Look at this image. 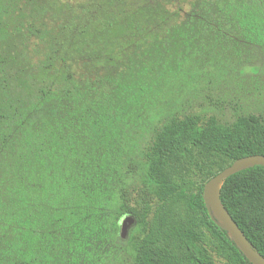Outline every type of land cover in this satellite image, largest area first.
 <instances>
[{"label": "trees", "instance_id": "trees-1", "mask_svg": "<svg viewBox=\"0 0 264 264\" xmlns=\"http://www.w3.org/2000/svg\"><path fill=\"white\" fill-rule=\"evenodd\" d=\"M190 8L161 31L132 23L139 39L113 75L68 68L39 87L29 79L50 74L57 56L48 26L17 25L14 47L0 55V264H66L106 232L117 242L113 206L137 221L133 264H253L203 191L236 159L264 155V119L179 110L199 66H236L242 41L264 44V0H192ZM138 159L143 180L132 198ZM220 159L229 164L214 171ZM194 169L208 179L191 195ZM219 198L264 258V164L227 177ZM202 228L224 248L221 260Z\"/></svg>", "mask_w": 264, "mask_h": 264}, {"label": "rangeland", "instance_id": "rangeland-1", "mask_svg": "<svg viewBox=\"0 0 264 264\" xmlns=\"http://www.w3.org/2000/svg\"><path fill=\"white\" fill-rule=\"evenodd\" d=\"M191 1L0 0V55L11 52L14 47L19 23L43 21L57 56L50 74L37 73L33 80L29 79V86L39 87L50 78L62 79L68 68L89 75H113L139 39L138 33L129 30L132 23L141 24L147 33L161 31L175 18L187 16ZM241 48L242 56L236 66H199L202 73L192 80L191 92L184 94L180 113L214 115L223 122L233 121L239 115L264 119V44L242 41ZM0 64L5 67L6 63L0 61ZM14 66V62L7 66L9 76ZM141 160L134 162L136 166L130 170L136 176L130 187L132 198L142 185ZM222 163L229 164L220 159L214 164V171ZM191 179L193 195L208 177L194 169ZM115 186L118 185L115 183ZM108 212L111 213L108 226L116 233L117 242L106 232L98 246L90 241L85 242L83 251L76 248L74 259L69 263L64 261L66 264H133L128 242L137 221L132 214L120 213L114 206ZM127 216L133 221L125 224L126 235L121 238L122 221ZM202 230L206 245L215 259L221 260L224 248L205 228Z\"/></svg>", "mask_w": 264, "mask_h": 264}, {"label": "water", "instance_id": "water-1", "mask_svg": "<svg viewBox=\"0 0 264 264\" xmlns=\"http://www.w3.org/2000/svg\"><path fill=\"white\" fill-rule=\"evenodd\" d=\"M255 164H264V155L263 154H253L241 157L239 159H236L234 162H232L229 166H227L225 169L211 177L204 186L203 191V197L206 203V206L208 208L209 213L213 218H218V220L221 222L223 227L227 229L230 234L232 235L234 241L239 246V248L244 252V254L249 258V260L253 264H264V258L263 256L255 251L247 239V237L244 235V233L241 231L231 214L224 208V206L221 204L220 198H219V191L220 188L224 182V180L229 177L230 175ZM220 184V188L218 190V193H215V189L217 185ZM133 217V216H132ZM131 216H127L122 221L121 226V238H125V224L127 222L133 221V218ZM135 219V218H134ZM135 221V220H134Z\"/></svg>", "mask_w": 264, "mask_h": 264}, {"label": "bare ground", "instance_id": "bare-ground-1", "mask_svg": "<svg viewBox=\"0 0 264 264\" xmlns=\"http://www.w3.org/2000/svg\"><path fill=\"white\" fill-rule=\"evenodd\" d=\"M219 188H220V184L217 185V187H216V189H215V193H218Z\"/></svg>", "mask_w": 264, "mask_h": 264}]
</instances>
